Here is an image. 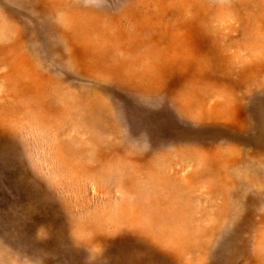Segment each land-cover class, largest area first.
Wrapping results in <instances>:
<instances>
[{
  "label": "rangeland",
  "instance_id": "374dc122",
  "mask_svg": "<svg viewBox=\"0 0 264 264\" xmlns=\"http://www.w3.org/2000/svg\"><path fill=\"white\" fill-rule=\"evenodd\" d=\"M0 264H264V0H0Z\"/></svg>",
  "mask_w": 264,
  "mask_h": 264
}]
</instances>
